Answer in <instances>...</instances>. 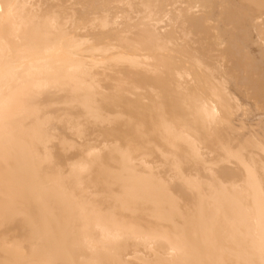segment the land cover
I'll list each match as a JSON object with an SVG mask.
<instances>
[{"label":"bare ground","instance_id":"6f19581e","mask_svg":"<svg viewBox=\"0 0 264 264\" xmlns=\"http://www.w3.org/2000/svg\"><path fill=\"white\" fill-rule=\"evenodd\" d=\"M0 264H264V0H0Z\"/></svg>","mask_w":264,"mask_h":264}]
</instances>
